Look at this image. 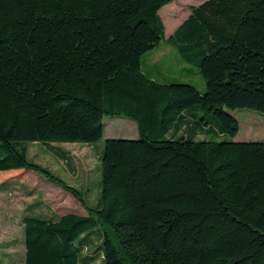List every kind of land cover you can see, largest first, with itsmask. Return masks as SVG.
I'll return each mask as SVG.
<instances>
[{"label": "trees", "instance_id": "trees-1", "mask_svg": "<svg viewBox=\"0 0 264 264\" xmlns=\"http://www.w3.org/2000/svg\"><path fill=\"white\" fill-rule=\"evenodd\" d=\"M171 1L0 0V171L33 170L86 210L25 214V264H264V141L196 139L234 137L227 110L264 112V0H203L168 35L202 93L141 70ZM105 115L137 135L106 138L89 206L26 144L90 145Z\"/></svg>", "mask_w": 264, "mask_h": 264}, {"label": "rangeland", "instance_id": "rangeland-1", "mask_svg": "<svg viewBox=\"0 0 264 264\" xmlns=\"http://www.w3.org/2000/svg\"><path fill=\"white\" fill-rule=\"evenodd\" d=\"M177 6H168L171 2ZM189 0H172L160 10L163 25V37H168L172 26L179 21L191 3ZM202 0H194V4ZM160 12V11H159ZM172 16V19H169ZM172 25V26H171ZM171 26V27H169ZM196 68V66H193ZM239 124V130L234 137L218 131H209L196 136V139L233 140V141H264V112L251 109L227 110ZM112 117V118H111ZM114 117V118H113ZM122 118V120H121ZM114 121L115 134L132 133L136 129L135 121L123 115H105L103 121ZM90 145L79 142L53 143V148H45L39 142H28L27 156L31 161L49 168L69 185L76 187L89 206H95L100 200L101 168L98 158L106 136ZM125 139V138H124ZM130 139V138H128ZM61 152L68 159L52 155ZM66 160V161H65ZM6 180L5 178L17 170L0 171V264H25L24 231L21 216L28 213L43 217H56L66 213L85 214L84 206L70 193L60 186L50 182L41 174L33 170H21ZM95 243V238L93 239ZM89 264H101L97 258Z\"/></svg>", "mask_w": 264, "mask_h": 264}, {"label": "crops", "instance_id": "crops-1", "mask_svg": "<svg viewBox=\"0 0 264 264\" xmlns=\"http://www.w3.org/2000/svg\"><path fill=\"white\" fill-rule=\"evenodd\" d=\"M203 1V0H202ZM194 0H189L185 3H191L190 5H196L193 3ZM177 6L176 2H171L168 6ZM160 11V10H159ZM158 13L160 14V12ZM189 14V11L185 13L183 18H181L179 21H177L172 28L169 31V34L172 33V31L176 28V26ZM168 34V35H169ZM193 66H196L193 67ZM141 70L150 78L159 81V82H172V81H178V82H186L194 85L201 93L205 89V83L204 80L200 74V71L197 67V65L192 64L188 61H186L182 55L178 52L176 47L173 45V43L168 39V37H162L160 42L151 50L147 51L143 56L141 60ZM112 118V117H111ZM114 118V117H113ZM122 120V118H121ZM114 121L109 120L106 123L104 122V135L106 134V127L108 128V134L106 138H134L137 135V128H132L133 132L128 133H122V134H115L114 131ZM184 128V127H183ZM187 127H185L186 129ZM41 144V143H40ZM53 143H49V146H52ZM45 148L48 146L44 145ZM52 155L62 159H68V157L65 156V158H62L61 156L56 155L52 152ZM65 160V161H66ZM28 214V213H26ZM63 215V214H61ZM59 215V216H61ZM21 216V225L23 228V217Z\"/></svg>", "mask_w": 264, "mask_h": 264}]
</instances>
